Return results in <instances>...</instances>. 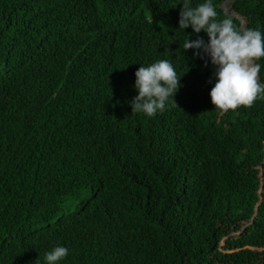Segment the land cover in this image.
I'll list each match as a JSON object with an SVG mask.
<instances>
[{"label": "trees", "instance_id": "1", "mask_svg": "<svg viewBox=\"0 0 264 264\" xmlns=\"http://www.w3.org/2000/svg\"><path fill=\"white\" fill-rule=\"evenodd\" d=\"M225 1L264 30V0ZM183 2L0 0V264H264V99L217 116ZM160 59L177 105L133 113Z\"/></svg>", "mask_w": 264, "mask_h": 264}, {"label": "clouds", "instance_id": "2", "mask_svg": "<svg viewBox=\"0 0 264 264\" xmlns=\"http://www.w3.org/2000/svg\"><path fill=\"white\" fill-rule=\"evenodd\" d=\"M226 0L225 2H228ZM226 3L223 9L227 15ZM180 11L179 30L191 27L196 39L185 36L184 51L193 50L194 55L210 61L214 69L215 84L210 91L211 103L217 116H224L241 107L250 108L257 100L264 99V30L241 29L231 18L218 19L219 13L213 0H202L193 6L192 0H184ZM203 32L207 41L199 34ZM134 89L138 92L129 101L133 113L153 117L166 110L179 91L181 78L173 63L160 59L141 65L135 73ZM177 105V104H176ZM69 255L65 246H56L44 256V264H61Z\"/></svg>", "mask_w": 264, "mask_h": 264}, {"label": "rangeland", "instance_id": "3", "mask_svg": "<svg viewBox=\"0 0 264 264\" xmlns=\"http://www.w3.org/2000/svg\"><path fill=\"white\" fill-rule=\"evenodd\" d=\"M224 8V7H223ZM227 8H225V10H226ZM227 11H228V9H227Z\"/></svg>", "mask_w": 264, "mask_h": 264}]
</instances>
